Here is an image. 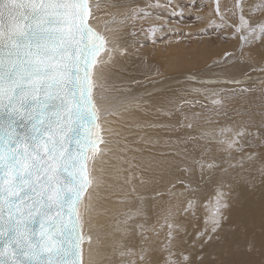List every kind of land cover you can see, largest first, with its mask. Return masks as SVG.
Instances as JSON below:
<instances>
[{"label": "snow or ice", "instance_id": "1", "mask_svg": "<svg viewBox=\"0 0 264 264\" xmlns=\"http://www.w3.org/2000/svg\"><path fill=\"white\" fill-rule=\"evenodd\" d=\"M186 13L237 44L202 63L176 53L199 86L170 91L138 38L179 36ZM134 57L147 84L117 87L110 70ZM255 87L264 97V0H0V264H95L105 185L135 195L112 217L121 264H264V107L218 119Z\"/></svg>", "mask_w": 264, "mask_h": 264}, {"label": "bare ground", "instance_id": "2", "mask_svg": "<svg viewBox=\"0 0 264 264\" xmlns=\"http://www.w3.org/2000/svg\"><path fill=\"white\" fill-rule=\"evenodd\" d=\"M224 2H228V0H224ZM153 3H155V0H153ZM111 11H115V9H111ZM207 13L208 8L205 7L200 14L202 16H207ZM185 16H187V13L185 14ZM106 19H108V17L105 15L104 12L98 14V21L100 23L101 28H103V22ZM203 22L205 21H202V23ZM124 30L129 32L132 31V29L128 28L127 26H125ZM138 39L140 45L142 46L143 52L147 53L152 63L154 65H164L168 73V79L166 83L170 91H179L181 88L199 86V84L189 85L186 83V71L188 69L196 71L197 62L192 59V56H189L187 60H179L176 53L185 52L192 53L194 55L199 54L198 59L202 63L208 55L218 53L224 48L222 47V45L210 47L206 44L204 38L199 40L198 38L192 37L189 43H185L183 40H179L177 36L170 34L166 35L164 39L158 40L155 44H152L151 42H145L142 38ZM178 40L182 42L179 44L176 43ZM236 44L237 41L231 40L229 46H232L233 48ZM124 65L125 66L117 65L115 68L110 70L113 78V83H115L117 87H119L122 82L127 83L128 77L130 76H133L137 80H140L142 83L147 84V81L143 79L142 75V73L146 72V68L145 66L141 65V62L138 58L134 57L131 61L124 62ZM246 71H249L251 79L249 80L245 78V83L242 86L251 87L253 84L258 85L259 80L262 79L261 77H259V74L252 73L251 70L247 69ZM147 75H154V71L148 72ZM132 87L134 88L135 85H132ZM156 99H163V97H158ZM204 102L206 104L210 103V101ZM262 107H264V97L261 96L260 89L258 87H255L253 88L252 94H245V96L241 99L230 101L227 106V116L221 115L218 119L220 120L221 124L231 123L234 119H236L235 112L233 111V109H235L236 111H242L247 109L248 111L256 113L258 119V115ZM114 126L119 127L118 125ZM213 155H216L217 158H219V153L214 152ZM237 159H239L238 155ZM104 167L109 168L110 165L105 164ZM99 191L100 200L98 203V209L101 211V213H103L105 209H107L108 212L106 215L101 214L97 216L92 222L95 227L92 229L94 243L92 247V252L90 254L91 259L95 262V264H121L119 257L114 256L112 251L113 243L120 239V234L115 231V222L112 217L120 211H124L128 207H130L131 203L135 202V195L131 194L130 188L126 189V191L130 193L128 197L130 203L121 204L117 202V197L115 195L110 194L113 192H118V187L114 186L110 190L105 185ZM152 195V193H147L148 197H151ZM166 199L167 197H165V200L161 201H149V227L157 223L156 213L159 211V209L155 207V205H163ZM229 226V224H225V228H228ZM200 227H203L202 222L200 224ZM164 231H166V229ZM189 231H191V227L189 228ZM162 239L163 232L159 237L153 235L152 239L150 240V243L155 246L157 244V241ZM85 259H89L87 245H85Z\"/></svg>", "mask_w": 264, "mask_h": 264}, {"label": "rangeland", "instance_id": "3", "mask_svg": "<svg viewBox=\"0 0 264 264\" xmlns=\"http://www.w3.org/2000/svg\"><path fill=\"white\" fill-rule=\"evenodd\" d=\"M182 19L183 21L180 22V24L178 25L179 28L181 29V34L177 36L179 40H183L185 43H189L192 37L198 38L199 40L204 38L206 44L210 47H214L216 45L219 46L222 45V47H224L223 49H227V50L232 49V46L230 47L229 45H230V41L233 39H228V40H224L222 38L217 39L214 33H205L204 35L198 34V30L205 26V23L207 22L206 20L203 23L202 21H196L194 19V15L190 16L189 14H187V16H184ZM189 31L193 33L191 37H186L183 35L184 33H187Z\"/></svg>", "mask_w": 264, "mask_h": 264}]
</instances>
